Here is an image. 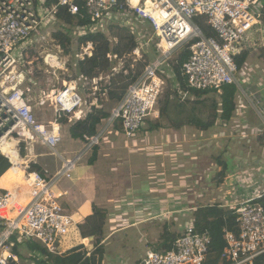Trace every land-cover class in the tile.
Segmentation results:
<instances>
[{"label": "built area", "instance_id": "1", "mask_svg": "<svg viewBox=\"0 0 264 264\" xmlns=\"http://www.w3.org/2000/svg\"><path fill=\"white\" fill-rule=\"evenodd\" d=\"M61 9L77 18L71 37L80 39L103 34L113 47L118 44L112 36L113 29H126L135 36L137 46L128 55L133 62L132 68L146 59L150 46L156 50L157 56L130 84L126 95L113 110L109 127L113 128L117 123L118 131L127 140L136 138L142 123L151 116L160 118L158 106L167 83L165 77L176 79L173 69L183 48L190 52L181 67L187 88L182 90L177 80L174 83L181 102L189 99L192 91L221 95L224 87L233 85L240 92L244 67L239 69L236 57L249 51L251 45L258 47L256 36L260 43L264 37V0H0V147L6 135L20 127L14 136L18 152L22 144L29 148L30 135H34V141L40 140L55 151L62 142V129L86 120L93 109H100L96 94L104 81L103 75L95 78L79 76L64 82L61 90H42L36 107L52 109L53 118L48 123L38 124L34 117V62L29 61V56L48 29L60 26L58 14ZM200 19L215 32V36H205L197 22ZM85 20L88 22L80 25ZM148 28L152 29L154 40L148 38L145 32ZM81 50L76 58L78 69L80 62L93 56L94 45L88 43ZM50 56L45 65L54 70ZM125 58L108 55L111 63H118L113 66L109 79L129 75ZM247 110L240 99L231 120L219 119L216 125L226 128L229 123H236L234 132L240 138L264 136V128L250 127L245 120ZM41 129L53 134V139L42 135ZM104 134L101 131L97 136L86 137V149L98 146L101 139L105 141ZM0 153L4 155L2 149ZM79 158H63L62 170L51 178L32 171L26 162L20 165L25 173L23 191L21 183H13L14 190L0 186V223L6 227L0 235V264H10L18 259L7 245L12 235L38 242L52 254L68 252L58 246L74 227L75 220L61 202L62 195L55 187L61 179L71 177L70 171ZM239 165L245 166L244 163ZM251 170L245 171L248 176L242 173L231 180L235 188L228 193L230 199L223 197L225 204L220 206L232 212L237 229L236 232L224 231L223 264H256L264 256V164L258 163ZM181 231L171 250L151 249L139 264H204L212 243L209 231H198L195 217ZM90 243L92 245V241Z\"/></svg>", "mask_w": 264, "mask_h": 264}, {"label": "rangeland", "instance_id": "2", "mask_svg": "<svg viewBox=\"0 0 264 264\" xmlns=\"http://www.w3.org/2000/svg\"><path fill=\"white\" fill-rule=\"evenodd\" d=\"M59 31L66 32V28L59 26L56 28L48 29L47 32L43 34L44 38L33 46V51L29 56V61L34 62L32 72L34 73L33 81L35 85L33 86L34 93L32 95V105L34 107V117L38 121V124L48 123L52 120L54 114L53 110L50 108L44 109V107H36V105L40 102L39 96H41L42 90L54 88L61 90L64 87V82H69L70 80L76 79L78 77V68L75 65L78 62V60L76 59L78 57V54L82 53V45L80 44V40L75 37H71V46L68 47V49H65L61 46L60 42L54 38V35ZM145 32L148 35V38H152L153 40L155 39V35L151 28L146 29ZM114 33H116V36L117 34H120V32L118 31H115ZM72 35L74 36L73 32H71V36ZM112 36L114 37L113 33ZM117 41L119 42L118 38ZM116 45L117 44L115 43L114 46ZM250 48L252 52H258L261 49L260 48L258 50L253 47ZM148 49L149 52L146 59L137 63L134 68L130 66V64L133 62L129 60V54H125L122 58L127 57L125 58L126 66L129 65L131 71H133L134 73L140 72L141 63H148L149 58L153 60L154 56H157L156 50L153 47L150 46V48ZM48 55H52L50 60L55 55L60 58V65H56L54 70L45 65V60L47 59ZM254 57L256 60L247 61L249 65H244V71L241 79V91L239 93V99H241L248 108L250 106L253 107L254 103L260 101L259 99H257V95H260V90L257 91L258 88L252 90L251 87L255 85H259L257 87L260 88L264 87V51L260 50V53L254 54ZM117 64V62L111 63L110 69L101 72L104 77V81L100 84L99 90L96 94V97L99 99L100 106V109L98 110H104L111 115L110 118L104 120V122L101 123L102 125L100 127V130L103 129L105 134L110 125V120L113 116V110L116 109L120 103L112 98L109 94L111 90L114 91L119 88L120 85H122L119 75V77L115 76L111 79L108 78V76L111 74L113 66ZM49 71H51L52 73H49ZM143 71L144 69H142L141 72L143 73ZM54 73H56V76L53 75ZM124 76H126V74H124ZM165 78L167 80V83L160 102H164L168 94L170 96L173 95L175 89L174 81L170 78ZM109 87L111 88L110 90ZM212 100L219 101L220 94L211 93L209 95L203 96L202 98L191 96L186 101L180 102H188L185 109L186 115H196L202 119H207L209 106ZM171 101H173V99ZM173 102L176 103L177 101ZM158 108L160 109V103ZM179 110L180 109L172 107L169 114H172L173 117L177 118L176 112H178ZM159 121L165 125V128H162L161 131L156 130V132H163V134L165 135L166 132L171 129L168 128V122L165 119H155L153 116H151L146 123H142L141 130L138 132L137 137L132 141L127 140L125 137V140H123L121 136H117L115 134L119 129L117 123H115L113 128L109 129L111 131H114L113 136H111L113 137V139H111L113 145L107 146V150L114 151L115 154L114 156L109 157L111 161L110 164L112 165V162L114 164L113 166L115 170H112L113 177L115 179L117 178L118 181L120 180V182H123L127 180V177L131 178L134 174L137 175L141 173V180H145V178L148 177L149 181L152 183L151 194L155 195V199L151 202H148V200L142 198V195V197H135L137 196L136 194L140 195V191L138 190V188L137 190H135L132 187H129L126 193L131 195L129 196L130 198L127 197L129 198V200L131 199L130 201L128 199L123 200L121 198V203H111L112 205L118 206L117 208H115L117 210L116 213L111 211V209L114 210V208H109L108 210H106L99 209L97 207V209L103 212L105 219V225L103 228L104 240L108 237V235H112V233L115 232L118 233L124 228L133 224L137 225L135 227H139L135 230L140 232L141 223L143 222H145V224L143 223L144 229L154 230L157 237L160 236V240H163L164 235L166 233H169L170 230H176L178 232L180 231L177 234V236H179L182 232L181 230H183V228L186 227L190 223V220L194 217L193 215L196 213V209L213 205L221 206L225 204V201H223V197H227V199H230V196H228V191L230 192L232 188L228 187V183L225 181V179L227 178V175L232 171L230 170L231 160L235 162L240 161L241 163L245 164V166L243 167L236 165L237 173H233V175L235 174L234 177L236 175L239 176L242 173H244L246 177L249 175L245 173L247 168L248 170L252 171L251 169L257 165L255 164V158L262 157L263 150L260 149V146L264 147V139L255 135L248 138L244 136H242L241 138L238 137L236 135L238 133L234 132V129L236 128V123L234 122L229 123L228 127L226 128L222 125H216L209 131H202L205 132L204 138L200 137V129H197L196 127L190 125H185L178 130L180 131V134H185V137L182 139V141L174 140L173 135H170V137L167 138L164 136H159L161 141L163 139H165V141L163 142V144L158 145V139H151L150 137L146 139L145 137H147V132H155L150 130L151 123H157ZM263 125H260L259 128H264ZM66 127L68 128L65 129H71V127H69L68 125ZM206 133L208 134L206 135ZM244 135H247V133L244 132ZM140 138L141 144L133 143L139 141ZM205 139L207 141H204ZM37 141V154L45 155L43 159H41V162L48 163V177H54L56 175L55 171L62 163V159L60 158V156L63 155L64 157L69 158V155L66 153L65 147L73 150L71 147L72 141L65 138L63 143L56 146L55 151L59 155L54 150L41 144L40 140ZM100 143L101 145H104V139H101ZM188 147L189 149L187 150ZM170 148L171 150H169ZM222 148L225 149L224 151H228V153H225ZM18 149L21 157L24 158L30 165V168H32L31 170L38 171L40 173L44 172L42 169H38V167L32 162H29L30 160H27L29 153L27 152L26 144L24 145V147H18ZM202 153L204 154L202 155ZM240 154L242 156H240ZM91 157L92 156L90 154L87 158V161H89ZM131 157L132 159L130 160ZM169 162L174 165H176L175 162H177L178 169L175 171L170 170V168L168 167ZM79 163L78 165H80ZM174 165H172L171 169L176 167H173ZM180 166H183V169H180ZM109 172L111 173V171ZM99 173L101 174V171H99ZM253 173H255L256 176L262 177L258 174V172ZM110 178L111 177H107L106 182L109 181ZM225 185L227 189L224 188ZM61 188L62 186L60 188L58 186L55 187L56 191L62 193L63 191L61 190ZM197 194L199 195L197 196ZM61 195L62 202L63 200L67 201V205L65 206L68 209H73L74 204H71L69 202V199L71 197L66 196L63 193ZM78 228L79 227L75 223L70 233L66 236L65 239L62 240L61 244L58 246L60 250H71V248L73 249L75 248V246L77 247V245L80 244L81 236ZM151 233L154 234L153 232H150V234ZM121 235L122 234L115 235L114 240L117 243L113 247L114 250H110L114 252V254H108L106 257H104L103 264H105V261L106 264H130V256V259L119 257L121 251H118L120 250L118 248L122 247V238L120 237ZM137 236L138 235L133 233L130 239V243H133L132 240H134L137 250H141L140 247H143L144 255L150 247H147L146 244H144L142 237L140 240V238H137ZM92 238V245L91 243L87 242V238L83 240V248L80 250L81 252H87V256L90 254L89 250L93 251L96 248L97 241H95L94 237ZM128 239L129 234L128 236H124L123 241H128ZM84 244L88 247L89 250L86 248V246H84ZM116 245L119 246L117 247ZM127 246L128 245H126V247ZM22 252L24 259H18L19 264H35L30 251H28L27 249H23ZM130 252L131 251H128V253ZM140 252L135 251V256L141 255ZM139 261H141V258L138 260V262Z\"/></svg>", "mask_w": 264, "mask_h": 264}, {"label": "trees", "instance_id": "3", "mask_svg": "<svg viewBox=\"0 0 264 264\" xmlns=\"http://www.w3.org/2000/svg\"><path fill=\"white\" fill-rule=\"evenodd\" d=\"M60 20V26L66 28V32L59 31L54 35V38L58 40L62 47L65 49L71 46V32L77 24V18L70 15L64 9L58 14ZM88 21L80 22V25L86 24ZM198 24L201 26L205 36H215V32L205 23L203 19L197 20ZM65 25L67 27H65ZM115 31L120 32V34L114 33ZM112 33L114 37L119 39L116 46L112 47L108 38L103 34L88 35L80 38V44L86 46L88 43L94 45V54L91 58H86L84 61L80 62L78 69V77L84 76L89 78H95L101 74L102 71H106L111 68V62L108 59L109 54H114L119 57H123L125 54H130L137 46L136 38L130 34L126 29H113ZM116 38V39H117ZM68 52V51H67ZM190 52L183 48L176 59L174 66V75L176 77L175 81H179L181 84V89L186 90V82L182 76L181 67L183 63L189 58ZM248 52L245 51L241 55L236 57V63L239 69H242L247 61ZM151 59L149 58V61ZM147 62L141 63V71L147 66ZM129 70V75L124 76L119 75L121 78V83L119 88L114 91H110V96L116 101L121 102L127 93L128 87L131 83L136 81L139 75L142 73H134L131 71L129 65H127ZM118 76V77H119ZM113 81V80H112ZM114 82V81H113ZM173 87V84H172ZM111 88L109 87V90ZM238 92L236 86H226L223 88L222 94L220 95V100H212L209 106V113L207 119H202L198 116L186 115L187 103H181L179 99V93L174 89L173 95L166 97L164 102H160V118L165 119L168 122V128L179 130L185 125H190L200 129L201 131H209L211 128L215 127L219 119L229 121L235 111L236 103L235 98ZM212 92H197L192 91V97L202 98L203 96L209 95ZM177 101L174 103L173 101ZM201 104V103H199ZM175 107L180 109L176 112L177 118L169 114L170 109ZM194 110V109H193ZM222 111V113H219ZM110 113L104 110L93 109L92 113L89 114L86 120L78 121L75 123L71 129L70 134L73 139L85 141L86 137H94L98 135V127L101 123L110 118ZM64 122V121H63ZM165 128L162 122L151 123L150 130L156 131ZM261 138L264 139V136ZM264 144V142H263ZM24 147V146H23ZM24 149V148H23ZM96 160V151L94 152L93 158L90 163L93 164ZM10 161L0 153V186L4 188H9L12 183H21L24 185V175L20 178L19 175L13 174L11 170ZM36 168V167H35ZM32 169V168H31ZM196 219V227L198 231H209L212 238L211 248L207 261L204 264H223L222 253L226 247V242L224 240V231L232 230L236 232V225L234 221V215L231 211L221 208L219 205L206 206L198 208L194 214ZM105 225V219L103 212L96 209L95 213L87 217L85 222L79 225V231L83 239L94 237L96 242V248L90 252L87 256V252H81L83 245L77 246L65 254L58 255L50 253L43 245L32 240H21L19 236L12 235L7 241V245L11 246V251L18 259L23 260V249H27L31 252V256L34 259L35 264H103L105 257V247L103 245V228ZM6 227L0 223V235L5 231ZM178 236L166 233L163 238V244L159 251L171 250L172 246ZM157 250V249H156ZM10 264H18L17 262L11 261ZM256 264H264V256L259 258Z\"/></svg>", "mask_w": 264, "mask_h": 264}, {"label": "crops", "instance_id": "4", "mask_svg": "<svg viewBox=\"0 0 264 264\" xmlns=\"http://www.w3.org/2000/svg\"><path fill=\"white\" fill-rule=\"evenodd\" d=\"M256 40H258V44H257L258 47L257 48L253 47V48L258 49V50L261 48L260 50L264 51V37L262 38L263 42L261 40V43H260L259 36L255 37V41ZM259 44L262 47H260ZM251 47H252V45H251ZM260 50L258 52H256V51L252 52L251 48H249V51H247L248 52L247 61L256 60L255 57H254V54L260 53ZM247 61H246L245 64L249 65L247 63ZM257 86H259V85L252 86L251 88H252V90H254L256 88H258L257 91L260 90V95H257V99H259L260 101L254 103L255 106L254 105H253V107L250 106L248 108L247 112L244 115L245 120L248 122L250 127H253V128H259L260 125H263V116H264V87L260 88V87H257ZM239 93L240 92L237 93L236 98H235L236 104L239 103V100H240L239 99V97H240ZM242 103L244 104L243 101H242ZM101 125L98 127V133L103 131V129L100 130ZM256 126H258V127H256ZM69 127H72V126L69 125ZM65 128H68V127H65ZM110 128L111 127H108V130H107L108 133L104 134V137H105L104 145H101V143H100V145H98V147L94 146L91 149H86V147H87L86 146V144H87L86 141L73 139L71 134H70V130L69 129H62V132H61L62 142H60L59 144L63 143L64 139L67 138L70 141H72L71 147H72L73 150H70V148L65 147L66 153L69 155V158L64 157L63 155L60 156V158L62 159V163L59 165V168L55 171V174L59 173L62 170L63 165H64L63 158L66 159V160H70V159L73 160L77 156H80V158L76 161L73 169H71V171H70L71 177L70 178H63L57 184V186L59 188L62 186L61 190L63 191L62 193L64 195L71 197L69 199V202L71 204H74V208L73 209H68L65 206V205H67L66 204L67 201L63 200V202H62V200H61V202L67 208V210L70 212V214L73 215L75 223H76L77 226L83 224L87 217H89L93 213H95V212H93V210L95 209V211H96L97 207L99 209H106V210H108L109 208H114V210L111 209V211L116 213L117 210L115 208H117L118 206L112 205L111 203H114V202L121 203L120 202L121 198L123 200H125V199L129 200V198H130L129 196H131V195L126 193V191H128V189H129V187H132L135 190H137V188H138V190L140 191V195L136 194L137 196L134 195L135 197H142L143 196L142 198L148 200V202H151L152 200L155 199V195L151 194V192H152V190H151L152 183L149 181L148 177L145 178V180H141L142 179L141 178V173H139L137 175L134 174L133 177H131V178L127 177V180L123 181V182H120V180L118 181L117 178L115 179L113 177L112 170H115V169H114V166H113L114 165L113 162H112V165L110 164L111 161H110L109 157L114 156L115 154H114V151L107 150V148H108L107 146L108 145H110V146L113 145V143L111 141V139H113V137H111V136H113L114 131H110L109 130ZM160 131H161V129H160ZM204 133L205 132L200 131V137L201 138H204ZM115 134L117 136H121V138H123V140H125L124 135L121 132L116 131ZM146 134H147V137H145L146 139L149 138V137L151 139H158L159 140L158 145L163 144V142L165 141V139H163L162 141L160 140L161 136L162 137L164 136V137L167 138V137H170V135H173L174 136V140H176V141H182V139L185 137V134L182 135V134H180V131L175 130V129L168 130V132H166L165 135L163 134V132H156V131L155 132H147ZM207 134L208 133H206V135ZM196 136H198V135H196ZM201 140H203V139H201ZM130 141H132V140H130ZM204 141H207V140L205 139ZM37 143H38V141L35 140L31 144V146L29 145V148L32 149V154L29 153V151H28L29 148H28L27 152L29 154H28L27 160H30L29 162H32L34 165H36L38 167V169H42L44 171L43 173L41 172L42 175L45 174L44 176H48L49 175L48 166H47L48 163L41 162V159H43V157L45 155L44 154H37V146H36ZM133 143L141 144V138L139 139V141L133 142ZM22 146H24V144H22ZM157 147H159V146H157ZM191 147H193V146H191ZM112 148H113V146H112ZM188 149H189V147L187 148V150ZM260 149L263 150L262 157L261 158L256 157L255 158V160H256L255 164H258V163L264 164V147L260 146ZM169 150H171V148ZM224 150L225 149H223V151ZM95 151H96V160H95V162L93 164H91L90 160L93 158ZM187 152H189V151H187ZM224 152L228 153V151L227 152L224 151ZM90 154H91L92 157H91V159L89 161H87L88 160L87 158H88V156ZM203 154L204 153H202V155ZM158 156H161V155H158ZM164 156H165V154H164ZM240 156H242V155L240 154ZM19 158H20L19 160L21 162H25L26 161L24 158L21 157V155H20ZM131 159H132V157L130 158V160ZM130 162H133V161H130ZM230 162H231L230 170H232V171H231V173H229L227 175V178L225 179V181L228 183V187H231L232 190H234L233 188H235V187H232V186H235V185H232V184L234 183L233 179H235L234 178L235 174L233 175V173L234 172L237 173V166L236 165H239L241 163H240V161L239 162H237V161L235 162L233 160H231ZM78 163L80 165H78ZM175 163H176V165H174V164L169 162L168 167L170 168V170H174L175 171V170L178 169L177 162H175ZM172 165H174L173 167H175V166L176 167L171 169ZM180 165H181V163H180ZM179 168L183 169V166L182 167L180 166ZM99 171H101V174L99 173ZM109 171H111V173ZM15 175H19V174H15ZM107 177H111L109 179V181H107L109 183L106 182ZM20 178H22V176H20ZM231 180H233V181H231ZM2 188L3 189L14 190V184L12 183L9 188H4V187H2ZM224 188H226V185H225ZM23 190H24V186L22 184L21 191H23ZM141 190H142V193H141ZM232 190L230 191V193L232 192ZM57 193L59 195L62 194L61 192H58V191H57ZM228 193H229V191H228ZM147 194H149V195H147ZM199 194H203V193H199ZM199 194H197V196ZM127 197H129V198H127ZM220 198H222V197H220ZM145 216H146V213H145ZM143 223L145 224V222H143ZM143 223H141V231L140 232L135 230V229H138L139 227H135L137 225L133 224V225H129L128 227L124 228L122 231H120L118 233L115 232V233H112V235H108L107 234L108 237L103 241V245L105 243V245H104V247H105V257L108 254H111V255L114 254V252H112V251L114 250L113 247L117 243L114 240L116 234H122L120 236L122 238V240H121L122 247L118 248V249H120L118 251H121V254H120L119 257H124V258H128V259L131 258L130 259V264H139L140 261L138 262V260L140 258L142 260V258L146 255L147 251L151 250V248L152 249H157V250L159 248H161V246L163 244V240L162 239L160 240V236L157 237V235L155 234L154 230H145L144 226H143L144 225ZM150 232H153L154 234H152V233L150 234ZM179 232L176 231V230H174V231L170 230L169 233L177 236V234ZM79 233H80V231H79ZM133 233L138 235L137 238H140V240H141V237H142V240H143L144 244H146L147 247H150L146 251V253L144 255H143V247H140L141 250H137V248L135 246V241L132 240L133 243L132 242H131L132 244L130 243V239H131V236H132ZM128 234H129L128 241H123L124 236H128ZM80 236H81V234H80ZM120 237H119V239H120ZM126 238H128V237H126ZM83 240H85V239H83L81 237V241H80L79 245H81V244L83 245V242H84ZM79 245H77V246H79ZM126 245H128V246L126 247ZM116 246L118 247L119 245H116ZM69 250L70 249H64L63 251H69ZM110 250H112V251H110ZM128 251H131V252L128 253ZM135 251H138V252L141 251L140 252L141 255L135 256ZM129 256H130V258H129ZM16 262L19 264L18 259H17ZM105 264H106V261H105Z\"/></svg>", "mask_w": 264, "mask_h": 264}, {"label": "bare ground", "instance_id": "5", "mask_svg": "<svg viewBox=\"0 0 264 264\" xmlns=\"http://www.w3.org/2000/svg\"><path fill=\"white\" fill-rule=\"evenodd\" d=\"M50 58H51V56H50ZM50 58H49V61H51L55 66L60 65V58H58V56L55 55L51 60H50ZM41 130H42V135H46V137L48 139H51V140L53 139V134L48 133L47 130H45V129H41ZM19 131H20V127H17L16 129H13L11 132H9L6 135V138L3 140V146H1L0 149H2V153L6 157H8L10 162L13 164V166L11 167L12 172L14 174L25 175L22 168H20V165H25L26 162H21L19 160L20 154L17 151V148H16L17 142H16V139L14 138L15 134L18 133ZM26 134H27V132H26ZM28 135H30V134L28 133ZM30 139H31V142H30V146H31V144L34 142V139H35L34 135H30ZM29 153L32 154L31 148H29ZM24 185H25V183H24ZM87 242L90 243V240L87 239Z\"/></svg>", "mask_w": 264, "mask_h": 264}, {"label": "water", "instance_id": "6", "mask_svg": "<svg viewBox=\"0 0 264 264\" xmlns=\"http://www.w3.org/2000/svg\"><path fill=\"white\" fill-rule=\"evenodd\" d=\"M93 212H95V209L93 210ZM89 240H90V241H93V238L91 237V238H89Z\"/></svg>", "mask_w": 264, "mask_h": 264}]
</instances>
